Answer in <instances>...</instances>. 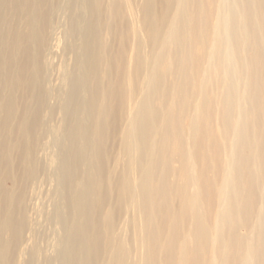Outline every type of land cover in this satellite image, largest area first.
Masks as SVG:
<instances>
[{"label": "bare ground", "instance_id": "6f19581e", "mask_svg": "<svg viewBox=\"0 0 264 264\" xmlns=\"http://www.w3.org/2000/svg\"><path fill=\"white\" fill-rule=\"evenodd\" d=\"M59 14L84 78L52 86ZM50 181L28 264H264V0H0V264Z\"/></svg>", "mask_w": 264, "mask_h": 264}, {"label": "rangeland", "instance_id": "374dc122", "mask_svg": "<svg viewBox=\"0 0 264 264\" xmlns=\"http://www.w3.org/2000/svg\"><path fill=\"white\" fill-rule=\"evenodd\" d=\"M47 7H48V5L46 6V8ZM59 11L60 12H57V13H65V11H62V10H59ZM79 12L80 13H85V11L83 9H80ZM58 18L62 19V23H61L62 25L57 30L56 34L54 35V38H52L50 40V50L48 51V55H47L48 60H50V62L52 61L51 63H53L52 65H53V72L54 73H52V76H51L52 86H55V85L59 86L58 83H60V80H59V76L61 75L60 72L64 68L67 69L66 70V75L68 77L67 78L68 81L72 80L73 76H75L76 80H79V79L83 80V78H84V71H83L84 70V66H83V64L81 62L75 63V61H74L75 54H73L71 52L70 42L67 40L66 46H64V48L62 47V44H63L64 39H65V32L64 31L67 30L68 23H66V25L64 24V22H65L64 18L65 17H64L63 14H59V17H57V19ZM60 34H61V36H60ZM67 38H68V36H67ZM76 43H77V45H80V40L78 39L76 41ZM63 50H66V51H63ZM79 51H81V49L78 50V52ZM61 61H62V63H61ZM81 97H82L83 100H85V98L88 97V93L86 91H82L81 92ZM52 98L54 99V100L52 99V105H55V106L59 107L62 104V100L64 98V93L63 92L59 93V91L58 92H54V95H53ZM57 99H59V100H57ZM27 102L29 103L30 100L28 99ZM56 102H57V104H56ZM86 110L87 109L84 106V109H83L84 113L81 115V121H82V123L84 125H86V124L88 125V122H89L88 121L89 119L87 118ZM46 111L47 110H45L44 113H43L45 124L41 128L42 129L41 132H42V134L45 137L42 140V144L44 146H48V144H50L51 142L56 141L59 136H61L60 138H62L63 137V133H64V129L63 128H65V126H66V124H65V126H63L65 122L64 123L62 122L63 121V113H61L62 110L58 109V111L56 112V114L53 117H51L50 113L48 111L47 112ZM45 115L48 116V117H45ZM46 118H47V120H46ZM73 123L75 124V122H72L70 124L73 126L74 125ZM50 128L52 130H50ZM49 132H51L50 135H49ZM47 139H48V141H47ZM78 145H79V149L84 150V145H83L82 141H79ZM68 147H69V142L67 140H64L63 149H67ZM38 152H39V156H42V159H44L43 160L44 161V165L46 167L47 166L50 167L49 166L50 165L49 162L47 163L48 159L44 158V156L47 157L45 151L42 148H39ZM87 154H88V156H87ZM87 154H86L87 158L90 159V153H87ZM53 160H54V163H55V159H53ZM53 160L51 161L52 162L51 164H53ZM45 161H46L47 165H46ZM84 168H86V166ZM21 173H22V170H21ZM39 175H40L41 183H43V181H42V180H44V171H43V169L41 170V173ZM91 176H93V178L96 179L95 171L93 172V174ZM50 183H53L52 187H50L51 186ZM57 188L58 187H54V182H52V181H50L47 184L40 185L39 189H38V187L37 188H35V187L29 188V186L27 187L26 190H27L28 194L32 195V197H33L32 201H31L32 217L30 219V223L28 225V229L26 231V236H25V238H24V240L22 242V245H20L19 247L16 248V247H14V244L12 242V244L10 246V248H11V257L10 258L14 260V264H28V261H29V258H30L29 249H30V247L33 245V243L35 241V234L37 232L36 222H37V220L39 218V215H40V212H41L40 206L42 205L43 201H45L44 203L46 204V208L47 209L50 207L48 210H50L52 208V205H54V204H56L58 202V196L61 197V202L63 204L65 203L64 197H62L63 196V192L61 191L60 188H58V189ZM50 189H52V193H49L48 190H50ZM19 191H20V189L18 188L16 193H18ZM46 191H48L49 194H47ZM44 193H45L46 196L48 195L47 198H45L46 196L44 195ZM49 196L51 197L50 199H49ZM54 197H55V199H54ZM52 200H55V201H53L54 203H52ZM47 205H48V207H47ZM21 207L22 206L16 208V211H15L16 217H18L22 213V208ZM6 209H7V206H3L2 209L0 210V221L3 220V216L5 214ZM62 213H64V215H66L65 209L62 210ZM39 225H41V224H39ZM52 229H54V228H52ZM52 229H50L48 231V232H50V237L46 241L47 244L50 242L51 246H50V244L47 245L45 243L47 245V247L49 246L48 250H50V251L53 249V245L55 244V240H56V234H55L56 232L55 231L58 228L57 229L55 228L56 230L54 229L53 230L54 232H52ZM7 236L8 237H12L13 235L11 233H8Z\"/></svg>", "mask_w": 264, "mask_h": 264}]
</instances>
